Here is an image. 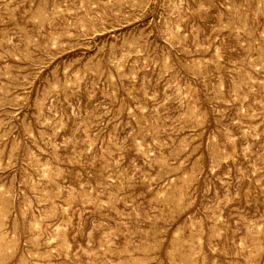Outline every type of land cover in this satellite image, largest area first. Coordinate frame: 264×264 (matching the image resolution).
<instances>
[{
    "label": "rangeland",
    "instance_id": "rangeland-1",
    "mask_svg": "<svg viewBox=\"0 0 264 264\" xmlns=\"http://www.w3.org/2000/svg\"><path fill=\"white\" fill-rule=\"evenodd\" d=\"M0 264H264V0H0Z\"/></svg>",
    "mask_w": 264,
    "mask_h": 264
}]
</instances>
